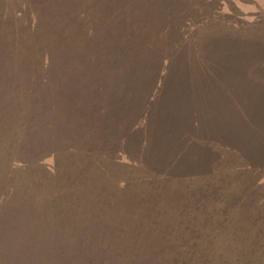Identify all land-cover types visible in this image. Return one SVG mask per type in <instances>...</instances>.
<instances>
[{"label":"trees","instance_id":"16d2710c","mask_svg":"<svg viewBox=\"0 0 264 264\" xmlns=\"http://www.w3.org/2000/svg\"><path fill=\"white\" fill-rule=\"evenodd\" d=\"M20 3L23 4V0ZM121 4L124 5L121 7L128 6L125 2ZM152 4L158 9L153 16L134 11L129 6L128 14L122 9L117 12L100 9L95 3L92 11L77 13L83 18V36L103 35L106 31L123 36L127 20L133 24L131 31L139 29L134 24L141 20L147 28L131 32L133 37V34L141 33L146 36L170 35L172 20L165 10L171 12L170 5L164 0ZM163 10L165 14L160 15ZM42 11L40 7L32 11L35 31L41 24L44 28L47 25V22L46 25L43 23ZM23 12V8H18L15 19H22ZM56 14L53 12L51 16ZM175 14L176 25H183L178 33L189 29L190 23L186 21L190 15L183 14V10L180 13L178 9ZM91 15L99 19H85ZM178 15L182 18L180 23ZM156 17L160 19L158 24H149L148 20ZM161 40L162 45L143 42L141 51L147 50L149 57H162L170 70L190 66L200 71L210 68L212 72H218L228 57L232 59L229 65L254 70L257 79L264 81V48L235 57L215 46L223 41H211L210 46L205 43L202 47L193 43L197 52L178 56L181 40ZM29 42L30 39L16 41L18 50L9 56L0 55V123L4 132L1 137L11 139L9 162L13 146L20 151L15 155L17 159L19 155L33 157L34 165L42 172L35 173L30 168L31 174L36 176L32 184L34 181H51L50 176L58 175L62 188L60 194L49 200L44 212L34 217L36 220L24 213H19L25 219L22 222L11 213L0 215V264H169L166 251L174 226L172 220H179L187 212L190 223H182L184 230H192L190 238L195 235L201 239L191 249L196 253L201 251L202 264H223V247L221 244L215 246L212 237L223 233L221 216L234 206L230 198L241 184H246L254 191L252 195L244 191L248 202L257 210L264 208V195L259 199L261 192L258 190L264 186V103L259 101L263 96L248 104L246 96L220 93L215 106L226 116L224 122L211 121L207 116L193 123L186 121L188 116H179L182 122H170L173 116H166L170 94L153 89L143 96V110L147 111L153 103L163 104L158 107L160 116L156 120L163 126L171 123L169 138L174 137L170 145L173 152H168L169 145L165 146V140L151 151H145L144 144L150 140L141 131L150 123L147 114L141 111L140 118H136L137 111L131 102L134 95L128 85L123 92H113L110 96L106 88L114 83L115 77L99 75L104 59H108L106 42H63V39H35L30 45ZM133 49L130 42L116 43L114 47L117 55L130 50L123 56L125 61L137 56ZM27 50L32 52L26 54ZM180 58L182 61L177 63ZM37 61L40 67L36 66ZM196 78L200 80L197 75ZM112 101H117L124 109L114 124ZM41 105L40 115L45 120L38 121L35 112ZM25 111L30 112L33 124L21 137L15 130L20 128L18 118ZM64 113V119H60ZM143 117H147L145 122ZM206 121L211 125L204 126L213 133L211 141L199 132ZM37 124L55 131L57 137L47 138L43 133L45 129L34 134L38 130ZM78 138L80 141L76 144ZM184 141L192 146L203 143L211 146L208 148L210 155L196 154L199 151L193 148L181 150ZM47 158L51 160L49 164L45 162ZM13 164L9 166L18 165ZM228 171L236 172L229 175ZM145 174L148 177L144 178ZM5 181L10 183V171L5 172ZM144 187H147L146 193L142 192ZM110 188L139 189L141 215H136L133 206L122 201L121 191L119 200L113 199ZM66 190H71L72 195H65ZM10 191L11 197L19 196L21 204L28 205L30 198L26 193L22 195L24 187H11ZM5 201L0 183V208ZM136 204L139 206L138 202ZM213 213L218 218L213 217ZM115 214L119 222L111 218ZM199 218L202 222L197 223ZM158 220L164 225L160 226ZM88 224L96 227L98 232L95 238L90 237L87 241L86 235L78 234L77 225ZM109 233L114 234L115 240ZM18 235L24 236L18 238ZM255 239L251 241L254 246L258 242L257 234ZM20 241L21 245L18 244ZM253 255L254 249L249 252L246 264L252 263Z\"/></svg>","mask_w":264,"mask_h":264},{"label":"rangeland","instance_id":"374dc122","mask_svg":"<svg viewBox=\"0 0 264 264\" xmlns=\"http://www.w3.org/2000/svg\"><path fill=\"white\" fill-rule=\"evenodd\" d=\"M67 1L23 0L24 3L22 4L20 3L21 0H0V55L9 56L11 52L19 49L16 41L22 42L29 39V45L35 39H48L51 41L63 39V42H77L81 40L90 43L106 42L108 44L106 45L108 46L106 47L108 49V59H104V67L100 68L99 75L111 78L115 77L114 83L106 88L110 96L113 92H123L128 85L134 95L131 102L134 111H137L136 118H140L141 111L147 114L150 123L146 129L141 131L142 134L147 136V140H150L144 144L145 151H151L161 141L165 140V146L167 144L169 145L168 152H173L170 145L174 141V137L169 138L172 128L171 123L163 126L156 120V117L160 116L158 107L163 106V104L160 102L157 105L153 103V106L148 108L147 111L145 109L143 110V96L149 94L153 89L158 88L161 92L166 91L170 94L171 100L169 105L166 106V116H173L170 122H182L183 120L179 116H188L186 121L189 123H193L203 116H207L211 121L215 122L226 121V116L215 106L219 102L220 93L246 96L247 98L245 99L248 104L250 101H255L258 97L263 96L259 101L264 103V81L257 79L256 71L254 70H243L238 65H229V62H232L231 58H225L221 71L218 72H212L210 68H205L203 71H200L198 68L194 69L190 66L186 69L176 68L170 70L166 68V63L163 62L162 57H149L147 50L141 51L143 42L152 41L162 45L163 42L161 39H164V41H172L177 38L181 40L179 42L178 56L197 52L198 48L194 45H198V47L201 45L202 47L206 43L210 46L211 41H223L215 46L220 48L225 54L228 52L227 55L235 57L245 52L252 53L258 48L262 49L264 48V0H164L171 7V12L169 9H165L166 16H169L172 20L170 35L146 36L145 33H141L140 35L133 34L135 37L131 36V32L141 31V28L147 30L142 20L134 24L139 28L136 31L134 29L131 31L133 24L127 20L124 23L125 33L123 36H114L113 33L108 31L103 35L83 36L81 28L83 18L78 16L77 13L78 11H92V5L96 3L100 9L115 12L122 9L125 14H128L131 8L134 11H142L145 14L147 13L153 16L154 11H158V9L153 7L152 2L160 0H69L68 4L66 3ZM123 2L130 8L128 6L121 7L124 6L121 4ZM38 7L43 9V23L46 25L45 22H47V25L44 28L43 24H41L35 31L32 11ZM18 8L24 9L23 18L20 20L15 19V11ZM177 9L180 13L183 10V14L190 15V19L186 21L190 23L189 29L181 33L178 32L182 29L181 26L183 25H176L175 23V11L177 13ZM53 12H57V14L51 16ZM164 14L165 11L163 10L160 15ZM200 16H204L205 18L201 19ZM85 19L95 21L99 18L91 15L88 19L87 17ZM181 20L182 18L178 15V23ZM193 20H197V22L193 23ZM159 21L160 19L158 17L153 20H148L149 24L154 23L156 25ZM50 28L55 30V32L53 33V30H50V32L48 31L45 34V31ZM248 41H251V43L249 44ZM121 42L126 44L130 42V44H133V50L137 56H134L131 61H125L123 57L130 50H124L125 53H119L118 55L114 51L115 44ZM40 43L43 42L40 41ZM19 44L23 45L24 43ZM28 50L26 54L32 52ZM181 59L177 63L181 62ZM234 63L235 60L233 59ZM35 64L40 67L39 61L35 62ZM196 75L200 77V80L196 78ZM112 106L114 112L111 117L114 124L119 120L124 109L117 101H112ZM42 110L43 105L36 107L35 117L38 121L45 120L40 115ZM125 112L127 113L126 106ZM29 114V111H25L18 118L20 128L15 130L18 136L22 137L26 135L28 133L27 130L32 126L33 120L29 118ZM65 114L60 119H64ZM56 117L58 118L57 115ZM147 117H143L142 121L145 122ZM1 125L0 123V183L6 195V201L3 202L0 208V215L11 213V216L22 222L24 218L19 213H24L29 214L36 220L34 217L44 212L49 205V200L54 198L55 194H60V188H62L61 177L59 178L58 175L57 177L50 176L49 179L53 180L44 183L34 181V184H32L36 176L31 174V170L34 169L33 171L35 173L42 171L34 165V159L31 155L26 157L19 155L17 159L15 155L19 154L20 151L15 146L10 148L11 159L9 162L8 144L11 139L1 137V134H4ZM204 126L211 125L206 121L204 124L202 123V127ZM216 126L219 127V125ZM37 128L38 130L34 134L40 133L42 129H45L46 131H42L47 135V138L57 137L55 131L51 132L48 128H43L38 124ZM7 129H9V126ZM199 132L206 135L204 139L211 141L213 133L208 127H204ZM46 140L50 142L49 139ZM79 141V138L78 140L76 139V144ZM186 147L193 148L194 151L198 150L199 152L196 154L210 155L208 148L211 146L204 143L202 145L192 146L187 141H184L181 145V150H184ZM37 152L42 153V150H37ZM165 153L166 149L164 147L161 152L163 157ZM14 159L17 161L14 162ZM50 161L49 158L45 159V162H48V164ZM10 163H14L13 165L18 163V165L11 168L9 166ZM6 171H10V183L5 181ZM228 172L229 175H234L236 171ZM126 173L129 174L128 171ZM146 177H148V174L144 175V178ZM173 184L177 185V183ZM11 187H24V194L22 193V195L26 193L30 198L27 206L21 204L19 196L14 195V198L11 197ZM109 190L115 200H119V191H121L122 201L131 204L136 215H141L139 189L130 188L120 190L118 188H110ZM258 190L261 192L259 194V199H261L264 195V186ZM244 191H248L250 195L254 193L252 188H249L246 184H241L239 190L230 198L234 206L221 216L223 233L220 235L216 234L212 237V243L215 246L221 244L223 247V264H246L248 254L253 249L254 255L251 264H264V208L257 210L254 205L251 206ZM142 192L146 193L147 187H144ZM64 194L71 196L72 191L66 190ZM137 202L139 206L136 204ZM119 204L120 202L117 203V205ZM198 215L200 217L201 213ZM213 217L218 218L214 213ZM111 218L119 222L116 214ZM172 221L174 222V226L170 232V243L167 246L168 251H166L167 262L169 264H202L204 258H202V255L200 256L201 251L196 253L194 249H191L194 248L197 242L199 244L201 239L195 235L190 238V232L192 230H184L185 228L182 225L184 222L190 223V214L187 212L179 220ZM211 221L217 222L214 219H211ZM158 222L161 224L160 226L164 225L160 220ZM196 222L200 223L202 221L199 218ZM214 228L219 231L217 227ZM77 231L79 235H86L87 241L90 237L91 239L95 238L98 232L97 228L92 224L77 225ZM109 234L112 240H115L114 234ZM256 234L258 242L256 241V245L254 246L251 241L256 240ZM22 236L24 235H18V238ZM159 237H162L161 233H159ZM18 244L21 245V241Z\"/></svg>","mask_w":264,"mask_h":264}]
</instances>
